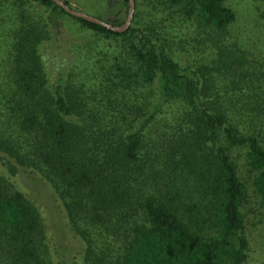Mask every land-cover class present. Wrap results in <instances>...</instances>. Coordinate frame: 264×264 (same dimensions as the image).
<instances>
[{"label":"trees","instance_id":"trees-1","mask_svg":"<svg viewBox=\"0 0 264 264\" xmlns=\"http://www.w3.org/2000/svg\"><path fill=\"white\" fill-rule=\"evenodd\" d=\"M237 2L142 0L120 32L53 0H0V264H252L264 0ZM61 14L109 47L52 81L42 46ZM25 174L54 192L79 251L48 234Z\"/></svg>","mask_w":264,"mask_h":264},{"label":"rangeland","instance_id":"rangeland-1","mask_svg":"<svg viewBox=\"0 0 264 264\" xmlns=\"http://www.w3.org/2000/svg\"><path fill=\"white\" fill-rule=\"evenodd\" d=\"M68 1L72 8L101 17L107 22H125L128 17L129 6L125 4L124 0ZM230 1L241 12L244 11L241 7L243 4L240 6L237 0ZM135 3L137 10L144 8L142 0H137ZM143 11L147 20L152 19L150 13ZM58 29L59 32L54 33V40L42 46L51 80H57L59 74L65 71L67 73L82 74L83 72L85 75L89 74L93 66L92 58L97 53L94 46L106 49L109 47L107 42L104 40L97 41L92 30L83 27L77 20L65 14L60 15ZM58 29L55 30L58 31ZM27 176L26 174L21 175L19 178H14V181H18L19 186L27 191L35 203L39 205L48 234L55 240H59L58 242L62 241L68 244L70 249L79 251L82 248V240L69 228L64 212L60 209V202L56 199L54 192L45 181L40 180V177L29 178ZM253 208V212L249 213L247 217L246 230L252 247L251 263L264 264V209L255 206Z\"/></svg>","mask_w":264,"mask_h":264},{"label":"water","instance_id":"water-1","mask_svg":"<svg viewBox=\"0 0 264 264\" xmlns=\"http://www.w3.org/2000/svg\"><path fill=\"white\" fill-rule=\"evenodd\" d=\"M53 1L57 5L63 7L68 13H70L74 16L86 19V20L94 22V23L101 24V25H103L109 29H112L115 31H120V32L125 31L130 27L132 20H133V17H134L135 6H136L135 0H129L128 17L122 25L116 26V25H113V24H111V23H109V22L105 21L104 19H101L97 16H94V15L88 14L86 12H82V11H79V10L72 8L71 6H69L65 2V0H53Z\"/></svg>","mask_w":264,"mask_h":264}]
</instances>
